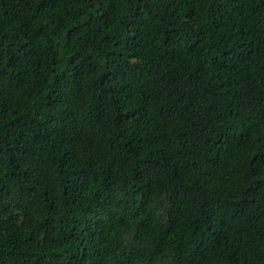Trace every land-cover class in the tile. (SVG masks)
Returning a JSON list of instances; mask_svg holds the SVG:
<instances>
[{
    "label": "trees",
    "instance_id": "obj_1",
    "mask_svg": "<svg viewBox=\"0 0 264 264\" xmlns=\"http://www.w3.org/2000/svg\"><path fill=\"white\" fill-rule=\"evenodd\" d=\"M264 264V0H0V264Z\"/></svg>",
    "mask_w": 264,
    "mask_h": 264
},
{
    "label": "snow or ice",
    "instance_id": "obj_2",
    "mask_svg": "<svg viewBox=\"0 0 264 264\" xmlns=\"http://www.w3.org/2000/svg\"><path fill=\"white\" fill-rule=\"evenodd\" d=\"M101 264H105V262L102 261Z\"/></svg>",
    "mask_w": 264,
    "mask_h": 264
}]
</instances>
